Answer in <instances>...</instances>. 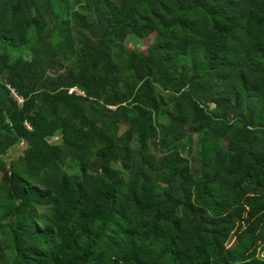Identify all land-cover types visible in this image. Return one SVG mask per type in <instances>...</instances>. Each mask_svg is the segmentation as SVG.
<instances>
[{
  "label": "trees",
  "instance_id": "obj_1",
  "mask_svg": "<svg viewBox=\"0 0 264 264\" xmlns=\"http://www.w3.org/2000/svg\"><path fill=\"white\" fill-rule=\"evenodd\" d=\"M0 264H264V0H0Z\"/></svg>",
  "mask_w": 264,
  "mask_h": 264
},
{
  "label": "rangeland",
  "instance_id": "obj_2",
  "mask_svg": "<svg viewBox=\"0 0 264 264\" xmlns=\"http://www.w3.org/2000/svg\"><path fill=\"white\" fill-rule=\"evenodd\" d=\"M150 44V40H145L144 41V44L142 46H146ZM130 49H135V48H141L142 46H138L137 43L135 42H131L127 45ZM9 49V53L13 56V57H24V58H27L29 57V48L28 47H24V48H20V49H12V48H7ZM56 140H58V137H55V138H52L51 141L52 142H56ZM24 149V145H20L18 147H16L15 149H13L10 154H9V157H17L18 155H20L22 153Z\"/></svg>",
  "mask_w": 264,
  "mask_h": 264
},
{
  "label": "built area",
  "instance_id": "obj_3",
  "mask_svg": "<svg viewBox=\"0 0 264 264\" xmlns=\"http://www.w3.org/2000/svg\"><path fill=\"white\" fill-rule=\"evenodd\" d=\"M74 90H77L78 93H80V94H84V91H82V90H80V89H76V88H71V89L69 90V92L72 93ZM20 100H21V99H20Z\"/></svg>",
  "mask_w": 264,
  "mask_h": 264
}]
</instances>
